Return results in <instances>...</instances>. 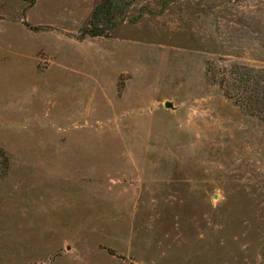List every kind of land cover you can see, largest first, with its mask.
Masks as SVG:
<instances>
[{"label": "rangeland", "instance_id": "1", "mask_svg": "<svg viewBox=\"0 0 264 264\" xmlns=\"http://www.w3.org/2000/svg\"><path fill=\"white\" fill-rule=\"evenodd\" d=\"M100 1L0 0V264H264V0Z\"/></svg>", "mask_w": 264, "mask_h": 264}, {"label": "trees", "instance_id": "2", "mask_svg": "<svg viewBox=\"0 0 264 264\" xmlns=\"http://www.w3.org/2000/svg\"><path fill=\"white\" fill-rule=\"evenodd\" d=\"M126 10L122 6L121 0H101L93 10L89 23L90 27L84 29V33L94 37L106 36L107 33L116 28L119 23L117 17H123L127 12Z\"/></svg>", "mask_w": 264, "mask_h": 264}, {"label": "water", "instance_id": "3", "mask_svg": "<svg viewBox=\"0 0 264 264\" xmlns=\"http://www.w3.org/2000/svg\"><path fill=\"white\" fill-rule=\"evenodd\" d=\"M166 107H168V108H174V105H173L172 102H167L166 103Z\"/></svg>", "mask_w": 264, "mask_h": 264}]
</instances>
